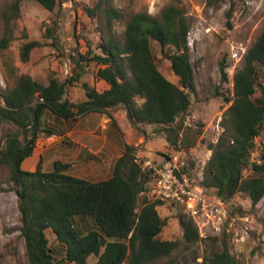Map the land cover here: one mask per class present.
Wrapping results in <instances>:
<instances>
[{
	"label": "trees",
	"instance_id": "16d2710c",
	"mask_svg": "<svg viewBox=\"0 0 264 264\" xmlns=\"http://www.w3.org/2000/svg\"><path fill=\"white\" fill-rule=\"evenodd\" d=\"M21 1L10 3L3 13L5 33L0 50L8 49L15 38L14 26L21 17ZM34 1L49 12L61 6V0ZM96 10H101V6ZM96 10L87 11L92 15ZM103 10L109 20L122 18L119 12ZM189 32L188 18L176 5L165 7L160 18L137 13L126 25L123 45L109 38L101 46V55L91 59L82 57V63L105 66L98 70L97 76L109 85V89L99 92L84 83L82 89L87 96L84 102L73 103L66 98L67 88L79 81L82 72L66 81L51 77L48 86L22 74L16 78L14 88L0 92L3 101H0V123L17 129L7 133L0 165L10 169V179L19 198L21 233L29 264H89L91 257L97 258L94 264H149L161 258H170L169 264H181L172 259L180 242L162 239L167 222L157 208L163 203L142 197L153 177L136 162L133 146H125L110 179L102 182L93 183L67 174L71 167L67 163L55 162L51 172L43 171L41 164L34 172L22 166L33 155L43 132L55 135L43 129L46 111L65 121L93 113L106 114L116 124L114 112L123 107L135 129L160 126L162 133L168 132L167 140L172 146L182 150L195 148L196 136L176 133L173 138L172 135L176 131L173 125L189 111L191 96L198 93ZM152 40L160 45L163 58L171 62L178 84L160 72L151 49ZM41 46L39 41L25 43L20 51L22 62H29L33 50ZM243 62V68L233 79V96L225 98L230 106L221 122L224 131L209 147L212 155L201 185L214 189L226 201L243 193L256 206L264 197V84L260 82L264 69V31L247 50ZM80 68L84 70V66ZM227 77L223 75L225 80ZM257 138H262L259 161L251 165L252 177L244 178V170L251 164V154L257 148ZM183 171L189 169L184 167ZM89 219L96 226L81 232L78 220ZM178 220L184 244H198L201 237L195 222L186 214H181ZM48 230L64 246V258L51 248ZM235 262L225 248L213 252L202 264Z\"/></svg>",
	"mask_w": 264,
	"mask_h": 264
},
{
	"label": "rangeland",
	"instance_id": "374dc122",
	"mask_svg": "<svg viewBox=\"0 0 264 264\" xmlns=\"http://www.w3.org/2000/svg\"><path fill=\"white\" fill-rule=\"evenodd\" d=\"M14 1L0 0V40L5 33L3 13ZM170 5L182 8L190 24L188 40L198 92L191 96L189 111L173 125L176 131L172 135L173 138H176V133L180 136H196L197 145L192 150L178 149L168 142V132L162 133L163 128L160 126H141L140 130H135L136 137H145L149 141L147 145L135 148V157L138 162L151 160L155 163H177L182 168H188L192 178L202 184L209 153L212 155L209 147L218 141L224 131L221 122L230 106L225 98H232L233 79L236 72L243 68L244 55L264 31V0H61V6L54 12L45 10L34 0H22L21 17L14 26L15 38L8 49L0 50V92L14 88L16 78L22 74H28L48 86L51 77L66 81L82 72L79 81L67 88L66 98L75 103L86 101L82 85L87 83L99 92L104 91L105 82L97 76V72L105 66L95 62L82 63V57L91 59L101 55V46L109 38L123 45L126 25L134 15L148 13L160 18L161 11ZM99 6L101 10H96ZM103 9L119 12L122 18L109 20ZM87 10H96V13L91 15ZM231 10L233 15L229 18ZM30 41H39L42 46L33 50L30 61L24 63L20 51ZM151 49L160 72L178 84L179 79L172 71L171 62L163 58L160 45L152 40ZM81 66H84L83 71ZM224 74L228 76L226 80ZM260 82L264 84V69L260 73ZM114 114L126 126L125 109L120 107ZM56 119L60 120L46 111L43 129L55 132L54 137H60L64 133L55 122ZM9 131L17 129L14 125L0 123V152L5 148ZM47 137L45 132L39 139ZM64 142L66 146L63 147L72 148L69 138ZM261 143L262 138H257V148L251 154V164L244 170V178L253 175L251 165L259 161ZM146 150L149 151L148 155L144 152ZM50 167L52 169V165ZM80 167L82 164L79 161L73 163L72 170H76L73 175L85 178L86 172L78 173ZM10 175V169L0 165V264H29L25 239L21 233L19 198ZM210 190L216 193L214 189ZM142 197L153 200L148 194ZM227 203L237 217H246L248 221L239 220L230 232L220 237L213 235L201 238L194 246L184 244L183 229L178 220L184 214L183 210L167 203L157 208L162 219L167 222L162 239L180 242L172 259L181 264H202L213 252L227 248L235 258V264H264V197L253 206L245 194L238 193ZM77 226L86 233L96 224L92 219L86 222L78 220ZM46 234L51 248L58 252L60 258H64L65 248L56 235L51 230ZM95 261L96 257H91L89 264ZM169 262L170 258H161L149 264Z\"/></svg>",
	"mask_w": 264,
	"mask_h": 264
},
{
	"label": "crops",
	"instance_id": "0c3cea01",
	"mask_svg": "<svg viewBox=\"0 0 264 264\" xmlns=\"http://www.w3.org/2000/svg\"><path fill=\"white\" fill-rule=\"evenodd\" d=\"M107 89H109V85L105 82L104 91ZM114 118L116 124L112 123V119L108 115L98 113L80 116L73 121L56 119L55 122L59 124L64 135L39 139L33 155L24 161L23 169L34 172L41 164L43 171L51 172L55 162H62L71 165L70 171L68 170L66 173L74 176L76 170H72L73 163L79 161L82 167L78 173L86 172L85 178L81 175L80 179L93 183L110 179L112 169L117 160L122 157L126 145L138 149L140 145H147L149 141L145 137H136V129L127 120V115L125 116L126 126L121 123L122 120L116 114H114ZM42 134L44 136L45 132ZM66 137L72 141L71 149L63 147V145L66 146V142H64ZM135 137L137 141H135ZM144 152L149 154L147 150ZM210 156L211 153H209V158ZM52 157L54 159H51ZM50 165H52V169ZM87 177L91 178L87 179Z\"/></svg>",
	"mask_w": 264,
	"mask_h": 264
},
{
	"label": "built area",
	"instance_id": "2783aa9c",
	"mask_svg": "<svg viewBox=\"0 0 264 264\" xmlns=\"http://www.w3.org/2000/svg\"><path fill=\"white\" fill-rule=\"evenodd\" d=\"M136 162L153 177L144 194L153 201L180 207L195 222L201 238L220 237L230 232L237 221H248L246 217H237L226 200L195 181L177 163Z\"/></svg>",
	"mask_w": 264,
	"mask_h": 264
}]
</instances>
